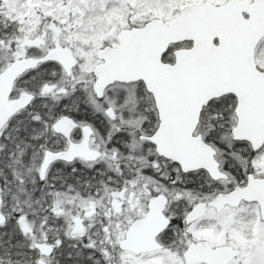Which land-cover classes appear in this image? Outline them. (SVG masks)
<instances>
[{
	"label": "snow or ice",
	"instance_id": "1",
	"mask_svg": "<svg viewBox=\"0 0 264 264\" xmlns=\"http://www.w3.org/2000/svg\"><path fill=\"white\" fill-rule=\"evenodd\" d=\"M0 264H264V0H0Z\"/></svg>",
	"mask_w": 264,
	"mask_h": 264
}]
</instances>
